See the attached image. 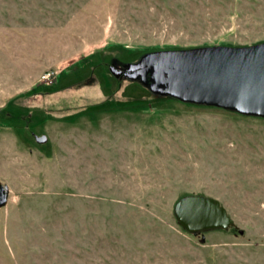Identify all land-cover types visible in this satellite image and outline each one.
I'll return each instance as SVG.
<instances>
[{"label":"rangeland","instance_id":"obj_1","mask_svg":"<svg viewBox=\"0 0 264 264\" xmlns=\"http://www.w3.org/2000/svg\"><path fill=\"white\" fill-rule=\"evenodd\" d=\"M259 43L264 0H0V264H264V118L109 69ZM190 195L235 226L185 233Z\"/></svg>","mask_w":264,"mask_h":264},{"label":"water","instance_id":"obj_2","mask_svg":"<svg viewBox=\"0 0 264 264\" xmlns=\"http://www.w3.org/2000/svg\"><path fill=\"white\" fill-rule=\"evenodd\" d=\"M110 70L156 96L264 118V43L151 52L136 63ZM36 141L45 143L47 137L37 136ZM6 202L3 193L0 207ZM174 213L179 225L194 235L235 226L226 208L212 197L186 196L176 203Z\"/></svg>","mask_w":264,"mask_h":264},{"label":"flooded vegetation","instance_id":"obj_3","mask_svg":"<svg viewBox=\"0 0 264 264\" xmlns=\"http://www.w3.org/2000/svg\"><path fill=\"white\" fill-rule=\"evenodd\" d=\"M112 66L114 67V68H116V69H122L124 66H125V64L124 65H118V64H116V63H113L112 64ZM112 66H110V67H112ZM110 67H109V69H110ZM110 72H111V70H110ZM112 73V72H111ZM113 74V73H112ZM114 75V74H113ZM115 76V75H114ZM118 79H127L126 77H124V75L123 74H120V75H118V76H116ZM128 80V79H127ZM36 138V137H35ZM3 193H4V188L3 187H1L0 186V199H1V196L3 195Z\"/></svg>","mask_w":264,"mask_h":264},{"label":"trees","instance_id":"obj_4","mask_svg":"<svg viewBox=\"0 0 264 264\" xmlns=\"http://www.w3.org/2000/svg\"><path fill=\"white\" fill-rule=\"evenodd\" d=\"M134 82H137V81H134ZM139 83V82H138ZM154 95V94H153ZM156 96V95H155ZM158 97V96H157ZM160 97V96H159ZM171 98V97H170ZM172 99H174V98H172ZM199 106V105H198ZM12 115V113L11 114H9L8 116H11ZM23 116V115H22ZM12 117H14L13 115H12ZM19 119H21L22 120V118H21V116H19ZM5 120H9V117H6L5 118ZM183 231L185 232V233H187V234H192V233H189V232H187L185 229H183Z\"/></svg>","mask_w":264,"mask_h":264}]
</instances>
